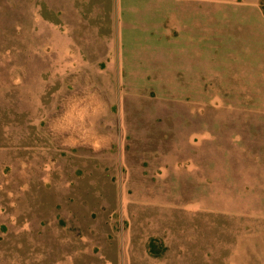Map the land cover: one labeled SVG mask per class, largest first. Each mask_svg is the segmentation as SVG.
Returning a JSON list of instances; mask_svg holds the SVG:
<instances>
[{
	"label": "rangeland",
	"instance_id": "obj_1",
	"mask_svg": "<svg viewBox=\"0 0 264 264\" xmlns=\"http://www.w3.org/2000/svg\"><path fill=\"white\" fill-rule=\"evenodd\" d=\"M0 264H264V0H0Z\"/></svg>",
	"mask_w": 264,
	"mask_h": 264
}]
</instances>
